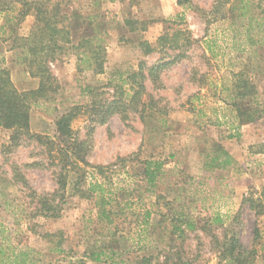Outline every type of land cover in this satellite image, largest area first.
<instances>
[{
  "label": "rangeland",
  "instance_id": "1",
  "mask_svg": "<svg viewBox=\"0 0 264 264\" xmlns=\"http://www.w3.org/2000/svg\"><path fill=\"white\" fill-rule=\"evenodd\" d=\"M216 1L0 0V68L8 70L18 92L39 83L23 58L21 40L36 31L25 3L41 2L48 12L56 8V20L65 19L73 45L92 36L93 28L106 52L103 73L96 75L66 46L48 64L56 89L31 106L29 134L14 147L11 132L0 128V250L11 257L23 253L29 264H133L144 256L161 264L175 254L194 264H219L212 236L221 240L240 213V241L246 248L253 244L256 264H264V214L256 218L241 207L244 197L264 190V0ZM241 7L254 19L249 28L247 17H238ZM164 34L176 40L178 51L158 44ZM141 42L149 44L150 55L143 56ZM140 62L167 64L158 86L145 83L148 93L125 121L113 115L105 125L91 123V96L101 102L122 94L127 103L132 93L125 82ZM242 80L254 90L239 102L233 91ZM235 101L247 110L249 123L238 120ZM76 107L71 129L89 146V166L108 167L118 158L128 162L103 177L86 168V183L67 189L59 216L44 217L36 212L37 201L56 191L61 165L35 135L56 139L55 119ZM226 156L229 163L223 165ZM149 160L165 162L155 188L141 174L142 162ZM104 178L109 219L98 217L93 199L80 193ZM181 205L197 229L174 239L170 222ZM147 213L151 226L143 231ZM214 215L224 228L210 223ZM255 228L259 238L253 242ZM99 253L104 255L95 262L92 254Z\"/></svg>",
  "mask_w": 264,
  "mask_h": 264
},
{
  "label": "trees",
  "instance_id": "2",
  "mask_svg": "<svg viewBox=\"0 0 264 264\" xmlns=\"http://www.w3.org/2000/svg\"><path fill=\"white\" fill-rule=\"evenodd\" d=\"M220 3V0L216 1V5ZM183 3H178L182 5ZM247 4V3H246ZM30 10L33 11L36 23V31L29 37L24 38L22 46L25 49L24 59H27L28 72L30 77L37 78L39 80L38 87L35 90L18 92L13 86L9 72L6 69L0 68V128L5 131H10V143L12 146L17 147L19 140L23 136L29 134V112L31 106H35L39 101L46 100L50 93H54L56 86L55 78L48 68V64L56 60L59 55L58 52H65V47L70 46L71 50L77 52L79 63L86 69L92 70L94 74H102L105 62V49L101 46L100 40L93 33V28H90V37H82L77 44L73 45L71 42V29L65 25L64 18H57L58 10L56 8L51 11H47L41 2L25 3ZM247 8H240L238 17H247L248 28L251 27V23L254 20L251 16H247ZM24 15V14H23ZM130 24V23H129ZM246 26V27H247ZM257 26H259L257 24ZM93 29V30H92ZM70 31V32H69ZM130 31L134 29L130 28ZM176 39V37H174ZM166 43L170 47V50L178 51V44L176 40H168L166 34L158 40V44ZM139 48L143 53V56L150 55L153 50L147 44V42L139 43ZM167 64L157 62L154 65L148 66L145 62L138 64L137 71L127 76L126 85L129 91L132 93L126 103L124 99L111 98L107 101H97V96L94 94L91 96L90 103L88 104V113L90 121L93 124L105 125L107 120L113 116L118 115L121 120L127 119V113L131 107L135 106L140 100L142 95L147 92L145 83L148 81L151 84H159V75L166 68ZM254 88L249 87L245 81H239L233 91L235 100L239 102L246 97L253 94ZM92 91H90L91 93ZM148 93V92H147ZM151 99H153L151 97ZM154 103L149 101L148 107L154 108ZM233 110L240 123L247 124L250 122L249 114L246 109L242 108L236 101L231 104ZM79 107L72 108L68 111L61 113L55 119V134L56 139L52 140L45 136L35 135L37 142L46 146L47 154L51 156V153L56 152L59 164L61 165L60 171L56 174V186L57 189L53 195H49L47 198H43L37 201V214H42L44 217H58L64 198L67 195V189L70 187H80L85 184V169L91 168L98 176H102L107 170H112L113 166L125 167L128 159L118 158L115 164L108 167L89 166L86 158L89 153V146L86 141L80 140L78 136L73 133L71 129L72 122L77 118ZM228 157L224 160L223 165L228 164ZM165 162L161 160H149L142 162V177L146 181V184L150 188L157 187L160 179L165 175L164 170ZM76 175L78 178L72 183V177ZM103 177V176H102ZM22 179V178H18ZM105 178L100 181L89 182L86 190H80L81 195H85L89 199H93L95 207L98 209V217L102 219H109V212L107 205L109 203L108 191L104 188ZM241 207H248L253 213L254 217H260L264 214V190L257 193L253 191L242 199ZM176 217L170 222L169 236L174 239H183L186 232L195 231L197 224L195 220L185 212L183 206L177 208ZM149 213L144 218L143 231L145 226H151L147 221ZM240 220V213H238L232 220L227 228H224L223 221L219 216L214 215L210 220L211 224L217 225L220 228H224L221 240L212 236L214 244V252L219 264H256L257 250L253 247L246 248L240 241L238 231V222ZM210 224V225H211ZM205 228V227H203ZM237 228V229H236ZM259 238V231L257 228L253 230V242ZM13 250V249H12ZM113 253V252H110ZM102 253L92 254V259L95 262H100ZM30 262V261H29ZM25 259V255H11L6 254L0 250V264H29ZM113 263V262H112ZM156 262L155 264H157ZM118 264H127L126 262H118ZM133 264H153L151 257H139L134 260ZM161 264H194L189 260H184L175 254L173 257H165Z\"/></svg>",
  "mask_w": 264,
  "mask_h": 264
},
{
  "label": "crops",
  "instance_id": "3",
  "mask_svg": "<svg viewBox=\"0 0 264 264\" xmlns=\"http://www.w3.org/2000/svg\"><path fill=\"white\" fill-rule=\"evenodd\" d=\"M32 89H35V88H32ZM20 90H22V91H28L29 89H27V87H26V88H24V87L21 88V87H20Z\"/></svg>",
  "mask_w": 264,
  "mask_h": 264
}]
</instances>
